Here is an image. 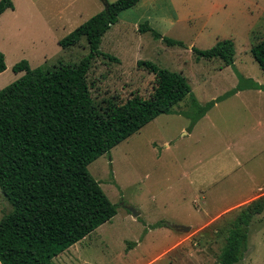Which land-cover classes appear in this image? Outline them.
Instances as JSON below:
<instances>
[{"label": "rangeland", "instance_id": "obj_1", "mask_svg": "<svg viewBox=\"0 0 264 264\" xmlns=\"http://www.w3.org/2000/svg\"><path fill=\"white\" fill-rule=\"evenodd\" d=\"M12 2L16 11L0 17V51L7 65L0 90L24 74L13 71L23 60L33 69L76 67L89 54L87 40L68 49L60 40L106 9L102 0ZM145 23L185 46L169 47L150 32H139ZM227 39L235 44L233 66L219 58L198 59L192 51ZM263 40L264 0H142L120 14L101 44V51L119 62L98 56L88 74L99 111L110 102L150 97L155 76L138 66L140 60L182 73L200 107L222 99L191 129L197 111L188 96L173 114L159 116L93 162L89 170L118 213L55 264H217L229 224L242 207L264 196V92L226 96L239 87L240 76L264 85L251 53ZM11 211L0 189V220ZM238 264H264V212L253 220Z\"/></svg>", "mask_w": 264, "mask_h": 264}, {"label": "trees", "instance_id": "obj_2", "mask_svg": "<svg viewBox=\"0 0 264 264\" xmlns=\"http://www.w3.org/2000/svg\"><path fill=\"white\" fill-rule=\"evenodd\" d=\"M141 0L108 3L62 40L68 49L86 39L89 54L76 67L33 69L26 60L13 67L22 77L0 90V189L12 211L0 220V264H55L54 259L110 222L117 206L89 170V166L113 148L140 132L188 96L197 114L191 129L222 97L200 107L188 79L162 69L150 61L137 62L155 76L149 98L134 96L123 104L110 102L99 111L92 98L88 74L92 61L103 56L105 34L119 21L122 12ZM12 0L0 2V17L14 10ZM139 32H150L167 46L184 47L182 41L163 36L148 23ZM198 59H221L233 66L236 49L231 39L219 41L208 50L192 48ZM264 73V40L251 50ZM7 69L0 51V74ZM241 83L228 95L252 89L264 92L253 80ZM264 212V196L242 207L228 227L226 244L217 264H238L247 251L249 228ZM157 226H168L159 223ZM132 245V244H130Z\"/></svg>", "mask_w": 264, "mask_h": 264}, {"label": "water", "instance_id": "obj_3", "mask_svg": "<svg viewBox=\"0 0 264 264\" xmlns=\"http://www.w3.org/2000/svg\"><path fill=\"white\" fill-rule=\"evenodd\" d=\"M102 1H105V0H102ZM127 210L133 214V216L135 218L139 217L140 216V213L137 212V210H135L134 208H131V207H127ZM176 230L180 231V232H189L191 230L190 227H184V226H174Z\"/></svg>", "mask_w": 264, "mask_h": 264}, {"label": "crops", "instance_id": "obj_4", "mask_svg": "<svg viewBox=\"0 0 264 264\" xmlns=\"http://www.w3.org/2000/svg\"><path fill=\"white\" fill-rule=\"evenodd\" d=\"M141 1H142V0H141ZM141 1H140V2H141ZM16 9H17V8L15 7L14 12L16 11ZM6 12H7V11H6ZM6 12H5V13H6ZM5 13H4V14H5ZM4 14H3V15H4ZM18 74H19V73H18ZM20 74H21V73H20ZM23 75H24V74H23ZM23 75H22V76H23ZM22 76H21V77H22Z\"/></svg>", "mask_w": 264, "mask_h": 264}]
</instances>
